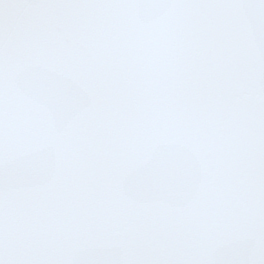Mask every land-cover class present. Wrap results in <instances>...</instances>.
<instances>
[{
  "label": "snow or ice",
  "instance_id": "snow-or-ice-1",
  "mask_svg": "<svg viewBox=\"0 0 264 264\" xmlns=\"http://www.w3.org/2000/svg\"><path fill=\"white\" fill-rule=\"evenodd\" d=\"M0 264H264V0H0Z\"/></svg>",
  "mask_w": 264,
  "mask_h": 264
}]
</instances>
